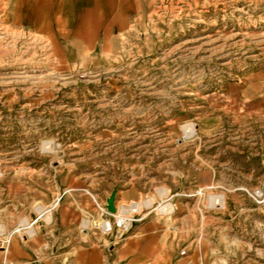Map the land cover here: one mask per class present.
I'll list each match as a JSON object with an SVG mask.
<instances>
[{
	"label": "rangeland",
	"instance_id": "rangeland-1",
	"mask_svg": "<svg viewBox=\"0 0 264 264\" xmlns=\"http://www.w3.org/2000/svg\"><path fill=\"white\" fill-rule=\"evenodd\" d=\"M66 207L105 264H264V0H0V264H71Z\"/></svg>",
	"mask_w": 264,
	"mask_h": 264
},
{
	"label": "crops",
	"instance_id": "crops-1",
	"mask_svg": "<svg viewBox=\"0 0 264 264\" xmlns=\"http://www.w3.org/2000/svg\"><path fill=\"white\" fill-rule=\"evenodd\" d=\"M60 21V19H57ZM22 22V21H21ZM48 23V21L46 22ZM64 194V193H63ZM83 195H86L85 201L90 204L91 207H93V198L91 196H88L86 193H83ZM93 195V194H92ZM94 196V195H93ZM63 197V195H62ZM174 197L171 196L170 199ZM117 202V201H116ZM45 211L43 209L42 212H39L38 215H34L31 223L39 222L41 217L45 214ZM85 212V213H84ZM86 212L83 210H77V209H71L69 207H66L61 210V212L56 217V220L53 221V226H59V228L65 229V231L60 230L61 233L56 237V240L54 241V244L52 246L56 248H62L69 249V250H75L74 252L71 251L70 254H73L69 256V263L71 264H105L106 257H105V251L107 246L102 243L98 244L96 247H92L91 244L88 243L92 239V233L91 231H86L85 233L81 234L77 232L78 224L83 217H86ZM118 212L121 214V216L129 217V211L128 209H121L118 210ZM153 211L150 210L144 217L140 219H144L149 214H151ZM131 217V216H130ZM138 219V220H140ZM131 220H134L133 217H131ZM54 226V227H55ZM21 230V229H20ZM67 230V231H66ZM71 232L78 233L77 234H71ZM69 234V236H66L65 234ZM40 239V240H39ZM37 240L38 244L45 245V241L42 238H39ZM13 238L9 241L7 249L4 251L5 256L8 255L10 246L12 244ZM43 240V241H42ZM16 247L15 249H20V253L17 254L15 259L17 261H20L21 264H61V258L62 255H57L48 258L47 260H42L41 258H37L33 255L31 252V248H35L34 240H16ZM51 245V244H50ZM19 246V247H18ZM53 247V248H54ZM119 255L117 257V260L119 263H121V246L119 247ZM141 259L139 257H134L132 260ZM197 258H193L192 260H186L181 259L178 264H199Z\"/></svg>",
	"mask_w": 264,
	"mask_h": 264
},
{
	"label": "water",
	"instance_id": "water-1",
	"mask_svg": "<svg viewBox=\"0 0 264 264\" xmlns=\"http://www.w3.org/2000/svg\"><path fill=\"white\" fill-rule=\"evenodd\" d=\"M117 195V187H115L111 193V195L107 198V204L106 208L110 213H116L117 212V206L115 203Z\"/></svg>",
	"mask_w": 264,
	"mask_h": 264
},
{
	"label": "bare ground",
	"instance_id": "bare-ground-1",
	"mask_svg": "<svg viewBox=\"0 0 264 264\" xmlns=\"http://www.w3.org/2000/svg\"><path fill=\"white\" fill-rule=\"evenodd\" d=\"M190 131H192V133H193V131H194V128H191V129H189V131H187V133H190ZM186 133V132H185ZM190 135V134H189ZM217 197H219V202H223L224 203V199H223V195H214V199H216ZM225 198V197H224ZM217 201V200H216ZM148 205H150V204H148ZM110 213V212H109ZM118 212H116V213H111V214H117ZM118 217H121V218H123V216H121L120 214H118ZM120 218V221H122L123 222V219H121ZM128 218H126L125 220H127ZM128 220H131V219H128Z\"/></svg>",
	"mask_w": 264,
	"mask_h": 264
},
{
	"label": "built area",
	"instance_id": "built-area-1",
	"mask_svg": "<svg viewBox=\"0 0 264 264\" xmlns=\"http://www.w3.org/2000/svg\"><path fill=\"white\" fill-rule=\"evenodd\" d=\"M119 221H120V220H119ZM106 226H107V227H110V226H111L110 222H107V223H106ZM106 226H105V227H106ZM182 253L185 254V250H183Z\"/></svg>",
	"mask_w": 264,
	"mask_h": 264
}]
</instances>
